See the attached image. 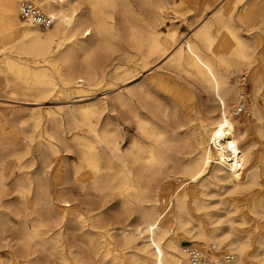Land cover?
I'll use <instances>...</instances> for the list:
<instances>
[{
    "label": "bare ground",
    "instance_id": "bare-ground-1",
    "mask_svg": "<svg viewBox=\"0 0 264 264\" xmlns=\"http://www.w3.org/2000/svg\"><path fill=\"white\" fill-rule=\"evenodd\" d=\"M17 1H0L5 29L16 26L19 33L12 47L16 56L0 55L4 81L34 101L47 96L72 100L58 111H47V128L38 133L35 151L29 145L24 163L15 154L21 167L36 166L32 173L20 172L13 181L15 197L24 211L12 209L14 215L9 216V204L0 196V246L7 248L0 264H89L72 241L77 232L79 243L98 264H116L132 232L128 230L125 236L127 229L122 230L118 243L117 234L100 230L102 241L95 243L89 227L101 226V213L88 216L99 205L90 202V197L111 193L120 197L125 214H131L132 206L139 210L142 222L136 230L142 243L133 255L135 264H189L178 231L187 233L189 242L225 247L233 255L229 264H260L258 252L264 250L261 222L252 218L247 227L237 226L235 219L225 222L219 207L211 206L208 189L217 183L228 184L232 192L241 194L219 199L225 215L244 204L249 212L263 217L264 191L254 188L259 173L247 140L250 123L232 117L239 90L229 81L232 68L251 60L254 49L253 37L243 36L234 24V11L240 5L236 17L248 31L254 15L250 13L258 12L264 32L263 2H202L192 34L176 42L172 31L168 44L160 27L177 0H87L86 8L78 0H33L53 19L45 28L20 20ZM21 54L30 56L32 64ZM162 59L208 93L216 102V117L210 112L195 117L183 101L172 100L163 106L152 96L155 88L144 82L116 91L109 106L87 101L102 84L110 90L115 81L132 83ZM251 76L258 80L262 73L253 69ZM251 110L252 118L261 120L258 106ZM64 119L84 126L89 134L72 136L77 156L70 175L63 169L64 158L54 164L61 152L58 142L61 146L63 138L58 130ZM131 125L133 132L121 145ZM34 126H39V120ZM10 175L0 161V195L6 192ZM91 217L96 224L87 223ZM189 223L196 233L187 230ZM193 245L205 250L209 246Z\"/></svg>",
    "mask_w": 264,
    "mask_h": 264
},
{
    "label": "rangeland",
    "instance_id": "rangeland-1",
    "mask_svg": "<svg viewBox=\"0 0 264 264\" xmlns=\"http://www.w3.org/2000/svg\"><path fill=\"white\" fill-rule=\"evenodd\" d=\"M21 1L23 0H18L17 4L19 5ZM29 1H33V0H29ZM211 1L212 0H181V1L177 0L176 4L178 5L175 6L172 10H169V12L166 15L167 17L165 18L162 26L160 27V31L162 32L163 37L166 36L168 40V44L172 41L169 36V34L172 33V31L175 32L176 40L178 39L176 42H179L184 37L190 36L193 31L192 27H194L195 24L194 21L195 15L197 13V10L201 6V3L202 2L209 3ZM261 1L264 4V0ZM78 2L81 3L80 4L81 7L84 8L87 7V2H88L87 0H78ZM34 4L38 6L42 12H44V10L38 4L36 3ZM237 10H240V5H238V7L234 11V24L238 26L239 32L243 36L253 37L254 49L251 60H249L246 64H241L239 66L233 67L231 73L229 74L230 83L233 84L235 88H237L238 90H240L241 87L240 78L242 75L245 76V78L247 79L246 91L248 94V107L246 113L235 115L234 114L235 104H233V106L231 107V113H232V117L237 119L238 121L241 122L248 121L250 123V129L247 136V140L248 143L251 144V148L254 154V163L256 166V170L259 173L257 174V177L254 179L256 183V186L254 188H256V190L261 189L264 191V135L262 131L263 130L262 124H264V32L262 31L263 26H261L259 22L260 18L258 12L250 13L254 15H252L253 17L250 18V25L252 29L248 31L243 26V23L239 21V19H237L236 17ZM1 16H2V11L0 7V55L6 53V55L16 56V53L15 51H13L12 47L14 46V44L18 39L19 33H17L16 26L5 29V23L1 20ZM19 18L20 20L24 21V19H22L20 16ZM173 47L174 46H171L169 50H172ZM21 57L26 61H28L30 64H32L33 60L30 56L21 54ZM163 61L164 59L154 63V65L149 70L142 72L141 75L137 77V79H135L132 83L122 85L117 81H115L114 82L116 83L115 88H112L110 90L106 89L105 86L102 84L99 88H97L96 92H94L93 95L87 99V101L100 103V107H103V105L109 106L110 103L112 102L110 100L112 99V96L116 91L120 89L124 90L125 87H129L133 84L144 82L143 83L144 85L147 84L146 86H152L153 88H155V91L153 92L152 96L157 98L159 100L158 101L159 104H162L163 106L171 105L173 103L172 100L175 102L183 101L186 104H188V106L191 108V112H193L195 117H201V116L205 117L206 115H209V112L212 117H216L217 105L216 102L212 101V99L209 97L208 93L204 91V89H202L198 83H196L191 78L186 76L183 72L173 69L168 63H164ZM253 69L260 71L262 73V78L260 77V79L255 80L253 76H251V71ZM170 71L173 72L171 73ZM249 71H250V75H249ZM14 89H16L15 86H13L11 83H6L4 81V76L0 72V161L2 162V165L5 167V171H7L8 173L11 172V175L7 178V181L8 182L10 181L8 183L7 190L3 194L1 193L0 196L2 200L3 198L4 200H6L5 201L6 205L9 204L6 208V211L8 215L11 217H13L12 215H14V211L18 209L24 211L23 207L17 202V198L15 197L16 193L13 187L14 178L19 177L20 172L22 171H29V173H32L36 166L34 165L29 169H27L26 167H21L18 163V160L15 159V154L20 156L21 158L19 159V161L24 163L26 159L29 157V153H28L29 145L31 146L32 152L35 151L34 147L38 139V133L40 131H43V129L47 128L48 125L47 121L49 119V113L47 111L50 110L58 111L60 107H64L67 104H70L72 100L71 98L65 99L63 97H58V96H54V97L47 96L41 100L34 101L30 96L22 94L17 90L15 91ZM72 96L75 95H71V97ZM253 105L258 106L260 113L259 117L261 118V120H255L252 118L251 109ZM61 113L62 111L60 112V114ZM102 116L103 114H101V118ZM36 120H39L38 127L34 126V122ZM78 127L76 124L64 119V122H62L58 130L59 137L63 138V140L61 141V146L60 143L58 142L59 151L61 152H59L58 156L56 157L57 161L54 162V164L62 162L63 161L62 159L64 158L65 160H64L63 169L66 170L69 175L72 171L71 169H72L73 161L76 159L77 156L76 147L72 140V136L74 135V133L75 134L83 133L82 135H89L84 126H78ZM131 128L132 129L130 131H127L126 137L124 138L122 142L123 144L121 145L126 144L129 137L131 136L130 133L133 132L132 125ZM44 138L45 137H42V140H44ZM241 143H243V140L241 141ZM32 155H34L36 157V160L38 161L37 153L34 152L32 153ZM70 155L71 156L73 155L72 156L73 158L72 157L70 158ZM175 184H176L175 180L172 181L171 188H173ZM217 184L218 185H216L215 187H211L208 189V199L211 202L210 204H213L211 206L219 207L220 210L219 214L222 215L221 216L222 220H225L226 222L228 218L235 219L238 223L237 226L247 227L251 219L254 218L255 220L259 221V223L261 222L262 226L264 227L263 224L264 219H261L264 218V214L263 217H260V215L255 216L252 212H249L246 209V206L244 204L240 207L239 211L236 212L232 211L229 212L228 215H225L226 213L224 209L225 207L224 205H221L220 200L226 197L240 196L241 194L238 192L235 193L232 192L231 187L228 184H224V186L221 183H217ZM8 201L11 203H8ZM91 201L95 203L96 206L97 204L101 206L98 205L97 209L95 210L96 212H91L89 213L90 215L88 214V216H93V214L100 212L101 213L100 216L102 218V224L100 227H92V226L89 227L91 237L93 238L94 242L99 243L100 241H102V238L99 237L98 235L100 230L105 231L109 229V232L111 234L112 233L117 234L116 238L118 243L123 238V236L120 235L119 233L122 230L127 229L125 230L126 232L125 236H128L127 232L128 230H130L132 232L131 242H129L125 250L124 249L120 250L121 246L119 247L120 250L119 253H121L120 260L122 261L121 263L119 262L120 260L116 261L117 262L116 264H135L136 261H134L133 255L139 253L142 243V238L140 237L138 230H136V225L138 224L141 225L142 222L138 208L136 206H132L131 207L132 209L130 211L131 214L130 215L125 214L120 206V197L113 193L103 196L102 195L95 197L91 196L90 202ZM243 202H245V200L240 202V204H242ZM212 219L216 220L217 216L216 215L213 216ZM87 223L89 225L96 224L92 217L91 219L90 218L87 219ZM225 224L226 223H222V225ZM192 225H193L192 223H189L186 227L187 230L190 232V234L196 233V227ZM211 227H212L211 225H208V229H211ZM173 229L175 231V227H173ZM177 234L181 246L193 245L196 243L198 247L206 248L208 245L213 244L212 242L206 243L202 241L189 242V240L191 239L185 238L184 236L187 233L178 231ZM79 238H80V233L77 232L76 236L72 239V241H74L77 244L76 246L77 249L79 248L80 251H83L81 252V257L84 260H86L87 263L89 264H98V261L93 256V254L90 251H87L88 249H86L85 246L79 243ZM216 247L220 252H228L225 247L217 246V245ZM249 250L251 249L249 248ZM6 253H7V248L5 246H0V256L5 258L7 257ZM263 253L264 250L259 249L258 258L260 259V264H264ZM47 260L50 261V259Z\"/></svg>",
    "mask_w": 264,
    "mask_h": 264
},
{
    "label": "built area",
    "instance_id": "built-area-1",
    "mask_svg": "<svg viewBox=\"0 0 264 264\" xmlns=\"http://www.w3.org/2000/svg\"><path fill=\"white\" fill-rule=\"evenodd\" d=\"M18 12L22 19L30 21L40 28L49 27L53 24V19L42 12L32 1H21L18 5ZM240 86L234 106L235 115L246 113L248 107L247 79L243 75L240 78ZM182 251L189 264H229L233 259L230 252H220L214 244L209 245L206 250L193 245H183ZM214 254H217L215 258L211 256Z\"/></svg>",
    "mask_w": 264,
    "mask_h": 264
}]
</instances>
